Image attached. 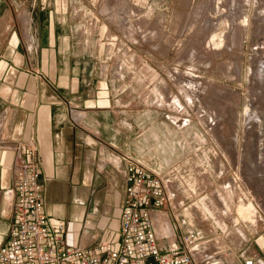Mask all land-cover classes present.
I'll return each mask as SVG.
<instances>
[{"label":"rangeland","instance_id":"obj_1","mask_svg":"<svg viewBox=\"0 0 264 264\" xmlns=\"http://www.w3.org/2000/svg\"><path fill=\"white\" fill-rule=\"evenodd\" d=\"M58 8L107 75L132 147L146 139L145 162L157 161L169 180L175 197L165 210L177 237L204 231L200 261L228 251L234 264L264 261V0H59Z\"/></svg>","mask_w":264,"mask_h":264},{"label":"crops","instance_id":"obj_2","mask_svg":"<svg viewBox=\"0 0 264 264\" xmlns=\"http://www.w3.org/2000/svg\"><path fill=\"white\" fill-rule=\"evenodd\" d=\"M58 1L0 0V242L16 221L15 162L33 147L50 232L63 226L65 248L89 249L118 235L126 157L160 168L145 162L142 134L132 147L124 107ZM151 218L163 253L181 246L169 212L153 209Z\"/></svg>","mask_w":264,"mask_h":264},{"label":"built area","instance_id":"obj_3","mask_svg":"<svg viewBox=\"0 0 264 264\" xmlns=\"http://www.w3.org/2000/svg\"><path fill=\"white\" fill-rule=\"evenodd\" d=\"M129 163L126 199L117 237L98 246L65 248L63 226L50 232L44 213L43 186L38 151L31 147L27 158L18 157L16 166V221L6 241L0 242V264H234V252H216L199 260L198 247L204 245L203 230H185L181 246L163 253L154 229L151 211L173 210L174 194L169 192L165 174L146 166L141 160L126 157ZM167 239L168 235H162ZM242 264H264L244 258Z\"/></svg>","mask_w":264,"mask_h":264},{"label":"bare ground","instance_id":"obj_4","mask_svg":"<svg viewBox=\"0 0 264 264\" xmlns=\"http://www.w3.org/2000/svg\"><path fill=\"white\" fill-rule=\"evenodd\" d=\"M183 85H184V84H183ZM190 85H191V84H190ZM186 86H187V85H186ZM201 92H202V91H201ZM190 96H191V95H190ZM192 97H193V96H192ZM176 102H177V101H176ZM176 102H175V103H176Z\"/></svg>","mask_w":264,"mask_h":264}]
</instances>
